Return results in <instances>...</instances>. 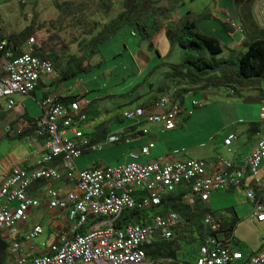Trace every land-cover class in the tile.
I'll return each mask as SVG.
<instances>
[{
    "label": "built area",
    "instance_id": "built-area-1",
    "mask_svg": "<svg viewBox=\"0 0 264 264\" xmlns=\"http://www.w3.org/2000/svg\"><path fill=\"white\" fill-rule=\"evenodd\" d=\"M17 1L25 4L28 0ZM253 15L264 27V0L254 2ZM231 24L243 31L242 25ZM40 45L31 36L15 48L13 42L0 36V99L5 100L4 105L0 104V113L15 109L16 95L30 97L42 84L47 93L39 102L40 117L29 119L21 112L17 137L29 140L34 136L45 142L44 147L32 151L30 168L13 165L0 180V236L16 234L29 212L42 203L65 212L75 234L71 238L62 236L31 258L23 251V242L13 240L5 264H163V260L148 256L147 247L173 240L183 223L181 214L151 212L142 222L123 219L124 210L154 208L177 193H182V202L189 206L207 203L214 191L241 187L246 175H255L263 164L264 138L238 163L203 158L181 161L167 156L140 161V156L148 157L156 146L154 140H148L139 147L138 154L129 153L136 161L78 169L76 160L88 151L130 142L132 134H150L147 127L137 129L141 124L159 123L166 130L176 129L184 100L193 91L188 89L178 95L179 88L174 87L154 103L125 109L123 118L134 121L133 128L94 141L83 128L90 105L85 92L63 101L71 95L65 96L47 85L58 73L51 59L36 54ZM259 116L264 122V107ZM10 130L8 127L7 133ZM235 138L231 134L225 143L230 145ZM246 195L257 221L264 222V183L258 189H247ZM13 202L17 206L12 207ZM203 221L209 233L202 237L194 264H264V249L246 256L235 245L234 230L226 231L220 217L209 211ZM42 233L43 226L36 225L25 239L33 240Z\"/></svg>",
    "mask_w": 264,
    "mask_h": 264
},
{
    "label": "rangeland",
    "instance_id": "rangeland-1",
    "mask_svg": "<svg viewBox=\"0 0 264 264\" xmlns=\"http://www.w3.org/2000/svg\"><path fill=\"white\" fill-rule=\"evenodd\" d=\"M156 1L164 5L169 3L168 0ZM176 1L172 11L176 10L181 15L191 11L198 17V28L201 32L219 38L224 49L222 57L228 58L231 54L238 55L246 50V46L242 49L232 48L234 38L229 35L222 22L226 14L221 13V8L223 6L231 10L232 0H218L220 4L217 9L216 0ZM96 3L99 0H28L25 4L17 0H0V28L6 33L11 35L27 31L26 36H34L41 44L37 51L45 56L56 57L58 69L68 64L71 55L81 58L86 70L80 72L76 78L62 80L60 83L74 96L85 92L86 100L90 101L88 119L83 125L87 134L96 131L100 126L107 129V135L127 133L135 122L123 118L124 110L161 96L168 87L192 89L193 94L186 96L184 100V111L176 129L166 130L159 123L137 126L139 131L144 127L149 128L153 134V130L156 131L154 141L157 147L153 154L169 151L184 161L223 153L225 137L243 124V118L248 119L246 124H251L257 118L259 109L255 105L254 96L257 95L260 84L264 85V78L248 87L235 85L237 89L229 86L202 87L201 84H187L183 78L172 79L167 75L172 71L170 64L182 62V49L179 45L171 44L166 38V32L159 36V32L151 28L152 35L158 36V39L153 36L145 39L126 26L113 37L107 38L100 45L99 53L92 52L91 49L96 48L97 42L94 37L100 34L111 18L106 17ZM211 15H217L218 19ZM24 38H21V45L27 40ZM164 38L167 39V44L163 42ZM167 80L169 82L164 84ZM181 93L183 91H179L178 95ZM24 99L33 113L35 104ZM196 101L201 102V105H194ZM4 103L5 100L0 99V104ZM136 139L115 142L101 150L88 151L76 160V166L83 170L95 165L119 166L136 161L129 153L138 154L141 142L146 138ZM27 147L17 137L16 129L7 134L5 127L0 124V156L12 152L20 153ZM246 190L245 187H239L233 193L240 220L236 239L242 244L245 253L251 251L250 246L258 245L264 235L262 225L246 218L250 209ZM224 194L223 191L214 192L212 200H219ZM217 202L219 203L216 208L220 209L223 202ZM233 204L235 205V201ZM183 227L185 226L181 225L179 230ZM205 228H208L206 224ZM201 242L196 230L188 229L185 234H176L172 240V248L177 252V259H164L163 264H194Z\"/></svg>",
    "mask_w": 264,
    "mask_h": 264
},
{
    "label": "trees",
    "instance_id": "trees-1",
    "mask_svg": "<svg viewBox=\"0 0 264 264\" xmlns=\"http://www.w3.org/2000/svg\"><path fill=\"white\" fill-rule=\"evenodd\" d=\"M168 1L169 3L164 5L156 0H99V3L96 4L103 10L106 17L110 16L111 18L104 25L100 34L94 37L97 42L95 43L96 48L91 49L92 52L99 53L100 45L107 38L116 35L123 27H130L134 33L141 34L145 39L152 38L151 28L154 31H159L164 27L171 44L179 45L182 49V62L180 64H170L172 71L167 74L170 78H183L190 85L201 84L202 87L229 86L235 89H237L235 85L243 87L264 78V28L260 27L253 18L251 7L254 0H232L241 12V19L245 27L246 50L238 55L231 54L228 58L221 56L224 49L219 38L199 30L196 14L188 11L177 21H170L174 11H172L173 6L177 1ZM114 14L116 15L113 16ZM26 35L27 31H22L8 35L6 38L13 42L16 48L21 47V42H23L22 40ZM25 38L28 39L29 37L26 36ZM86 46L89 47L90 45ZM36 54L54 62L61 80L76 78L80 72L86 70V67L82 65L81 58L74 55H71V60L68 61L65 67L58 69L55 56H45L39 51H36ZM1 56L0 53V59ZM168 88L163 91H169L170 88ZM184 90L180 89L179 91ZM159 97L155 96V99H150L151 101L148 104L154 103ZM73 98L75 96H69L63 98V101L72 100ZM254 125L256 124L251 123V126ZM107 133V129L100 126L96 131L87 135L94 141H103L109 135ZM181 195L182 193L170 195L163 199L162 205L154 208L126 209L124 210L123 219L145 222L151 212L177 211L181 214L183 218L182 225L185 227L181 230L179 228L176 234L179 235L180 232L185 234L188 229L190 231L196 230L202 240V237L209 233V228H205L203 221L205 213L209 211L199 203L189 206L182 202ZM210 212L215 214L213 211ZM221 220L226 231L234 230L238 222L235 218L229 220L221 218ZM176 253V250L172 248V240L156 242L147 247L148 256L154 259L176 261ZM8 255L9 242L0 236V264L6 263Z\"/></svg>",
    "mask_w": 264,
    "mask_h": 264
},
{
    "label": "crops",
    "instance_id": "crops-1",
    "mask_svg": "<svg viewBox=\"0 0 264 264\" xmlns=\"http://www.w3.org/2000/svg\"><path fill=\"white\" fill-rule=\"evenodd\" d=\"M233 5V8L231 10H228L227 8L223 7L221 8V13L226 14L225 20H223V24L225 26V29L228 31L229 35L234 38L233 42V49H236L237 47H240L239 49H242L245 47V41H246V35L245 32L239 31L236 28H232L229 25V21H233L237 25H243L242 19H241V12L240 9L237 8L234 4V2H231ZM216 9L219 7L218 0L215 1ZM211 5V4H210ZM118 6V5H117ZM221 7V6H220ZM217 11V10H216ZM114 14L113 16H115ZM183 15H181L178 11L174 10L171 15L170 21H177L179 18H181ZM215 19H218L217 15H211ZM159 32V36H162L163 33H165V28H161L157 33ZM10 33H6L3 29L0 28V36L1 37H7ZM166 34V33H165ZM207 34V33H206ZM155 36V35H154ZM153 36V37H154ZM158 39L157 37H154ZM167 38V37H166ZM224 36H222V39ZM167 44V39L164 38V41ZM221 44H223L221 42ZM223 46V45H222ZM159 52V50H158ZM160 54V53H159ZM161 55V54H160ZM174 64V63H172ZM61 78L58 76L56 77L52 82L48 83L47 85L51 86V89L54 91H58L61 94L67 96L71 95V92L65 88L63 85H61ZM169 82L168 80L164 82V84H167ZM253 84V83H252ZM46 85V83H45ZM161 87V86H160ZM245 87V86H244ZM248 87V85H247ZM46 88L42 84L40 87L37 88V90L33 93L30 97H25L21 95H16L15 99L17 102V105L13 111H7L3 110L0 113V124L1 126L5 127V131L7 133L8 127L11 128L10 132L13 129L17 128V125L19 124V120L21 117V112L25 114V117L29 119L38 118L41 115V108L39 105L40 100H42L46 96ZM78 95V94H77ZM255 97V105L259 109V114L261 108L264 107V85L263 83L260 84L259 91H257V95ZM29 99L32 101V103L35 104V110L33 113L28 109L27 105L25 104V99ZM151 101V100H149ZM148 101V102H149ZM146 102V103H148ZM242 125L236 127L234 132H230L226 137H229L231 134H234L236 136L235 139L232 140L230 145H227L224 140V152L223 153H217V154H209L206 157H199L203 159H208L210 161H219L221 159H226L235 163H238L241 161L244 155L250 153L259 143L261 139L264 138V122L260 120V116L258 115L256 119L252 120L251 123H255L256 125L251 126V124L248 123V119L243 118ZM250 123V122H249ZM149 129V128H148ZM131 130V129H130ZM128 130V132L130 131ZM150 131V129H149ZM155 133L156 131L153 130ZM8 132L7 134H9ZM155 133L153 134L150 131V134L140 135L135 137L133 134L130 135L131 140L136 139L140 140L142 138H146V140L142 141L141 144L146 143L148 140H154ZM32 134V133H31ZM144 136V137H143ZM19 138V137H18ZM21 142L26 143L28 146L26 149H24L22 152H12L11 154L0 156V180L4 179L10 168L13 165H19L22 167H31V153L32 151L44 147V139H36L34 136L30 138L29 140H24L19 138ZM156 143V142H155ZM157 147V143L155 148L152 150L151 154L148 157H141L138 159L140 161H148L152 159H156L160 156H167L170 159L173 160H179L178 157H176L175 153H170L169 151H161L159 153L153 154ZM168 152V153H167ZM137 153V152H135ZM153 154V155H152ZM264 183V162L257 171L255 175L248 174L246 175L244 179V183L241 187H245L246 189H258L262 184ZM60 185V183H59ZM239 187L236 188H228L224 190L214 191V192H225L224 195H221L220 201L223 202V205L220 209L216 208V205L219 203L217 201L219 200H212V194L211 193L210 199L207 203H199L203 208L207 209V211H213L216 215L220 216L223 219H231L235 218L238 220L237 225L234 229L235 234V245L240 249L246 256H249L252 253H256L262 249H264V235L262 236L261 242L257 245L250 246L251 251L244 252L242 249V244L236 239V230L238 227L239 220V214H238V208L235 206L237 205L236 200L233 198V193L238 190ZM36 193V192H35ZM34 193V194H35ZM233 201H235V205L233 204ZM250 203V201H249ZM17 202H13L11 205L12 207L17 206ZM250 209L248 214L246 215V218L249 217L254 223L258 225H262L264 229V222L257 221L256 217L253 214L252 205L250 203ZM221 211V212H216ZM226 211V212H223ZM36 225H42L43 226V233L39 236L35 237L33 240H26V235L33 230V228ZM75 231L73 230V223H71L67 217V214L63 211H59L56 209L50 208L46 203H42L39 207L33 208L29 214L28 218L23 221L19 226V231L16 234L13 235H7L4 237V239L9 243L13 240L22 241V249L23 251L31 258L34 255H38L43 253L47 248L48 245L58 241L62 236H67L71 238L74 236ZM264 234V232H263Z\"/></svg>",
    "mask_w": 264,
    "mask_h": 264
},
{
    "label": "clouds",
    "instance_id": "clouds-1",
    "mask_svg": "<svg viewBox=\"0 0 264 264\" xmlns=\"http://www.w3.org/2000/svg\"><path fill=\"white\" fill-rule=\"evenodd\" d=\"M256 0H254L253 1V3H252V7H251V12H252V15H253V4H254V2H255ZM253 18H254V15H253ZM254 20L256 21V19L254 18ZM231 22H233V21H229V24L232 26V24H231ZM257 22V21H256ZM258 23V22H257ZM259 25V24H258ZM243 26V25H242ZM260 26V25H259ZM233 27V26H232ZM260 27H262V26H260ZM234 28V27H233ZM262 28H264V27H262ZM243 32H245V27L243 26Z\"/></svg>",
    "mask_w": 264,
    "mask_h": 264
}]
</instances>
